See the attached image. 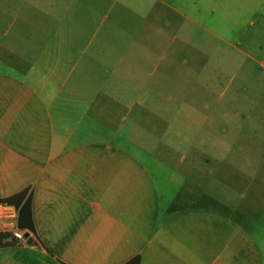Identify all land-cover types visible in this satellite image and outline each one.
Segmentation results:
<instances>
[{
	"label": "crops",
	"instance_id": "crops-1",
	"mask_svg": "<svg viewBox=\"0 0 264 264\" xmlns=\"http://www.w3.org/2000/svg\"><path fill=\"white\" fill-rule=\"evenodd\" d=\"M212 2L0 0V200L27 191L34 230L0 204V234L20 239L0 264H264V0ZM206 7L221 18L213 30ZM160 11L165 31L179 12L245 45V91L258 100L243 136L259 142L229 164L227 191L161 158L155 129L141 131L157 122L155 78L172 75L153 47ZM135 39L143 48L127 47ZM109 102L122 114H105Z\"/></svg>",
	"mask_w": 264,
	"mask_h": 264
},
{
	"label": "rangeland",
	"instance_id": "rangeland-1",
	"mask_svg": "<svg viewBox=\"0 0 264 264\" xmlns=\"http://www.w3.org/2000/svg\"><path fill=\"white\" fill-rule=\"evenodd\" d=\"M210 10L206 7L203 24L208 30H213V22L221 21V18ZM184 18L181 13L174 12L173 27L165 31L164 13H158L157 43L155 46L151 44V50L153 46L158 71L168 69L172 75L167 76V81L165 76L155 78L157 105L151 116L155 115L157 122L142 124L141 131H147L148 127L155 129L158 136L155 146L170 152L161 158L197 169L206 182L220 180L222 189L227 191L229 164H242L245 148L259 142L243 136L245 117L252 112L247 105L252 102L253 96L258 100L253 93L245 91V55L239 54L236 48L241 51L246 48L244 44L218 42L206 29L198 28L195 22ZM138 34L141 41L147 36L143 29ZM138 42L135 39L127 47L135 50L143 48ZM236 55L240 58L236 59ZM219 67L224 71L233 68L231 76H218ZM237 68L241 70L236 77ZM201 70L204 75L198 74ZM216 80H220L221 90L214 89ZM113 99H117L116 92H109L103 97L104 103ZM104 103L102 110L106 111L105 114H122L111 102ZM145 113H142L143 118L148 115ZM231 132L237 137H231ZM145 143L148 141L145 140Z\"/></svg>",
	"mask_w": 264,
	"mask_h": 264
},
{
	"label": "trees",
	"instance_id": "trees-1",
	"mask_svg": "<svg viewBox=\"0 0 264 264\" xmlns=\"http://www.w3.org/2000/svg\"><path fill=\"white\" fill-rule=\"evenodd\" d=\"M27 191H22L19 194L14 196L1 199L0 204H6L9 206H14L19 209V218H18V227L21 231H26V234H34L32 220H31V211H30V197L26 199ZM0 248L4 247H13L18 245L20 239L9 233L0 234ZM34 246H37L36 243H33ZM127 264H139V258L136 257L129 261Z\"/></svg>",
	"mask_w": 264,
	"mask_h": 264
},
{
	"label": "water",
	"instance_id": "water-1",
	"mask_svg": "<svg viewBox=\"0 0 264 264\" xmlns=\"http://www.w3.org/2000/svg\"><path fill=\"white\" fill-rule=\"evenodd\" d=\"M30 243H31V240H29L28 244H30Z\"/></svg>",
	"mask_w": 264,
	"mask_h": 264
}]
</instances>
